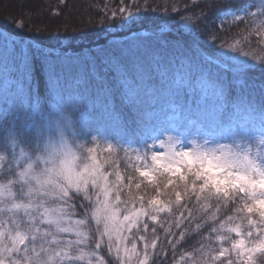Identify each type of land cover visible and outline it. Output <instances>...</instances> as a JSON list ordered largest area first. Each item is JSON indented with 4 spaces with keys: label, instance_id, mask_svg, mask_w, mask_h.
I'll return each instance as SVG.
<instances>
[{
    "label": "snow or ice",
    "instance_id": "1",
    "mask_svg": "<svg viewBox=\"0 0 264 264\" xmlns=\"http://www.w3.org/2000/svg\"><path fill=\"white\" fill-rule=\"evenodd\" d=\"M214 6L165 3L174 31L144 40L134 25L151 6L120 0L105 7L94 46L78 50L4 34L0 264H167L192 225L221 246L201 244L176 264H264V138L253 143L245 127L250 119L264 126V108L231 104L228 78L242 77L249 59L264 70V57L245 50L264 51V0L218 9L244 24L231 45L211 26L205 9ZM37 72L48 85L44 100ZM125 146L147 162L135 168L140 178L165 177L152 185L155 195L134 194L143 180L117 170L111 157L127 156ZM222 208L232 213L226 219Z\"/></svg>",
    "mask_w": 264,
    "mask_h": 264
},
{
    "label": "trees",
    "instance_id": "2",
    "mask_svg": "<svg viewBox=\"0 0 264 264\" xmlns=\"http://www.w3.org/2000/svg\"><path fill=\"white\" fill-rule=\"evenodd\" d=\"M1 1L0 9L10 7L11 11L0 15V40H3L4 34H7L10 39L34 40L45 47H70L72 50H78L82 45L94 46V42L97 40V33L100 32L102 34L98 21L102 18L105 7L107 6V9L120 7V0H65L63 5H61V0H4V3ZM138 2L143 7L145 0H138ZM147 2L151 9H144L141 12L139 21L134 25V30L140 32L141 39L150 40L154 34L165 35L174 31L172 24L165 23L166 18L163 17L161 7L165 3L171 5L173 0H147ZM182 2H186V0H182ZM208 2H214L215 5L205 9V11L209 16L211 26L219 28L218 35L223 40H226L229 45L242 39V36L237 34L243 32L244 24L235 21L232 16H220L218 14V9L227 4L229 0H208ZM56 9H59V15L54 14ZM133 10L135 11V9ZM17 23L23 24V28H17ZM162 27L165 29L164 32H161ZM245 50L253 51L254 55L264 57V51L260 48ZM208 51L211 52L213 49L209 48ZM241 59L245 58L241 57ZM249 64L251 66L245 69L242 77H234L229 73L228 78L232 82L229 101L231 104L240 107L264 108V70L261 69L259 60L253 61L249 59ZM33 84L38 86L41 99H47L49 96L48 85L41 72L35 74ZM116 105L118 109L121 108L119 99L116 100ZM3 107L5 105L0 102V109ZM232 110L235 111V107ZM122 111L126 117L131 116L128 108L124 107ZM252 115L255 116V113ZM259 125L258 119H250L245 124V127L248 131H254ZM98 143L101 150L106 148L103 140H99ZM88 146L93 145L90 143ZM125 147L128 151L127 156H125L124 152H120L118 157H111V159L116 161L117 170L122 175H135L138 180H143L140 190H136L133 187L134 194L145 195L146 198L155 195L152 185L166 183L165 177L154 175L151 183H149L147 178H140L135 168L141 167L142 164L147 162L137 160L132 149L128 148V146ZM103 154L107 155L106 152ZM111 170L109 169V171ZM141 170L144 169L141 167ZM171 187L170 185L168 189L164 190L160 197L161 199L169 198L168 194ZM170 198L174 199V193H171ZM231 214L227 208H222L219 213L220 217L225 219L227 215ZM160 219H163V216ZM191 227L192 231L181 242L182 247H178L175 261L169 252L167 264H176L180 253L194 252V250L200 248L201 244L206 247L219 249L220 243L218 241L213 239L209 242L204 239L208 235L206 228L201 230L203 232L202 236L197 234L194 225ZM161 239H163V233H161ZM160 247L165 248L170 247V245L161 244ZM187 264H191V261H188ZM257 264H260L259 259Z\"/></svg>",
    "mask_w": 264,
    "mask_h": 264
},
{
    "label": "rangeland",
    "instance_id": "3",
    "mask_svg": "<svg viewBox=\"0 0 264 264\" xmlns=\"http://www.w3.org/2000/svg\"><path fill=\"white\" fill-rule=\"evenodd\" d=\"M1 2L4 3V0ZM248 137L253 143H258L259 139L264 138V126L259 125L254 131H248ZM232 235L234 236V234ZM223 246L227 247L228 243L225 242Z\"/></svg>",
    "mask_w": 264,
    "mask_h": 264
},
{
    "label": "bare ground",
    "instance_id": "4",
    "mask_svg": "<svg viewBox=\"0 0 264 264\" xmlns=\"http://www.w3.org/2000/svg\"><path fill=\"white\" fill-rule=\"evenodd\" d=\"M8 11H11V8H4V9H0V15L6 14Z\"/></svg>",
    "mask_w": 264,
    "mask_h": 264
}]
</instances>
